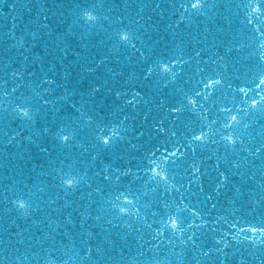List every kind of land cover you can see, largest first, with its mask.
Wrapping results in <instances>:
<instances>
[{"label": "water", "instance_id": "95a60500", "mask_svg": "<svg viewBox=\"0 0 264 264\" xmlns=\"http://www.w3.org/2000/svg\"><path fill=\"white\" fill-rule=\"evenodd\" d=\"M191 2H0V101L23 96L33 117L0 102V264L264 262V243L245 239L264 226V102L249 107L264 72V14L249 24V0L181 7ZM83 9L98 19L85 23ZM119 30L131 33L127 45L116 44ZM209 79L220 83L206 89ZM232 115L238 122L226 129ZM62 127L74 133L67 146L55 138ZM201 132L204 143L192 139ZM229 132L235 147L221 140ZM105 134L108 147L95 139ZM153 168L166 179H152ZM64 174L75 188L60 186ZM17 197L29 202L26 214Z\"/></svg>", "mask_w": 264, "mask_h": 264}, {"label": "snow or ice", "instance_id": "6c2138e0", "mask_svg": "<svg viewBox=\"0 0 264 264\" xmlns=\"http://www.w3.org/2000/svg\"><path fill=\"white\" fill-rule=\"evenodd\" d=\"M0 2H2V0H0ZM190 6L191 9L193 10H198L202 7L201 4V0H192V2L190 3V5H181L182 8H185L187 10V7ZM9 7H15V5H9ZM246 7L250 8V13H249V20L248 23L251 24L252 23V16L254 14L260 13V14H264V3L261 2V0H256V3L253 4L251 2V0H249V3L246 5ZM257 19H259V16H256ZM80 19L84 20L85 23L88 22H94L98 19V17L96 15H93L92 12L88 9H83L81 12V16ZM260 29L257 28V32H259ZM262 35H264V33H262ZM115 37H116V44L117 45H127L131 39V33H129L127 30H119L115 33ZM133 47H135V45H132ZM259 52H258V59L260 61L261 64H264V39H260L257 45ZM161 70L164 72H167L169 70L168 65L167 64H163L161 65ZM86 71H93L92 68H87ZM151 69L148 70V73L151 74ZM13 75L15 76L16 74L13 73ZM42 83H52V81L50 80H42ZM220 83V80H213V79H209L207 81V83L204 84V88L209 89V88H213L214 86L218 85ZM255 83V89H257L258 91H256V96H259V100L253 98L251 104L249 105L250 108L255 109L258 104H260L261 102H264V96L260 95V91L259 90H264V72H261L254 80ZM4 96L7 97L9 95L7 88H5L4 90ZM17 88L13 87L12 92H16ZM93 91H99L98 88L93 89ZM239 92L244 93L245 95H247V92L245 90V88L241 87L238 89ZM33 93L35 95V97L43 99L44 103L47 104L49 103V101L45 100L41 93L39 91H36L35 89H33ZM211 93H209L210 95ZM196 96H200L201 93L200 92H196L195 93ZM205 99H207V96H205ZM2 103L7 104V107L4 108V111L7 112L9 108H11V111L16 115V117L18 119H22V120H31L32 117V112L30 110V101L25 99L23 96L17 98V101L15 104H9L7 103V100L5 99L4 101H0ZM129 104L132 103L131 100L128 101ZM187 103L189 105H192L193 107L196 106V100L194 98H189L187 100ZM73 107L75 108V105H73ZM180 109L176 108V107H172L171 111L173 113L179 111ZM76 111H79V109L77 108ZM221 111H230L227 109H221ZM85 113H81V116H84ZM237 117L235 115H232L230 118V122L226 121L224 124V127L226 129H230L234 126V123H237ZM100 132L103 133L104 129H100ZM113 135H115V129H113ZM73 136L74 133H72L71 131H68L66 128H60L57 133H56V140L61 143L62 145H69L71 144L72 140H73ZM96 141L98 144L103 145L104 147H108L111 143H112V139L113 137H109L106 134L101 136V135H97L95 137ZM192 139L194 141H199L201 143H204L207 139H208V134L201 132L200 135H193ZM221 140H223L225 142V146H231V147H235L237 141L239 140V137H235L233 136L232 133H227L225 135L221 136ZM11 142V139H10ZM213 143H218V141L213 140ZM261 149H264V145H261L260 148L256 149V153H259L261 151ZM42 151H44L45 149H41ZM193 151H195V149H193ZM252 154V153H250ZM169 155L171 156H175L176 153L172 152ZM93 160L96 159L95 156L92 157ZM150 163H155V161H150ZM232 166L234 168H239V163L237 162H233ZM199 169H195V172H198ZM153 175H152V179H155L157 176H160L161 179H166V177L162 176L160 172H157L155 168L152 169ZM98 175H103V179L104 180H109L110 179V175L108 174V170L104 169L102 173H98ZM221 175L223 176L224 174L221 173ZM117 179H119V177H117ZM59 181H60V186L64 187L66 190H71L73 188H75L77 186V181L76 179L73 178H69L67 174H64L62 176L59 177ZM221 184H217V188L221 187ZM202 190V189H201ZM209 200L212 199L211 196L208 197ZM12 203L18 208V210H22L25 212H27V209L30 207V204L28 201L24 200L21 197H17L15 200L12 201ZM125 204L131 205L132 201L128 200L127 198H125L124 201ZM114 208L117 207L116 204L112 205ZM213 207H215V205H213ZM119 213L120 214H126V209L124 207H119ZM153 215H155V213H153ZM169 220H170V227L173 231L178 229V222L177 219L169 216ZM108 223H111V221L109 220ZM165 227H169V225H165ZM189 227H192V225H189ZM196 227H200V225H196ZM181 232L184 231V229H179ZM243 231V230H242ZM248 232L252 233L251 236L246 235L245 239L246 240H251L253 244L257 243V241H259L260 243H264V226L261 227H256V226H252L248 229ZM160 235H162L163 233H159ZM259 234V235H257ZM189 240H192L193 237L189 236L188 237ZM217 244L220 243V241H216ZM225 247H227V245H225ZM217 251H223L222 249H217ZM203 255L207 256L208 252H204ZM46 264H54V261L52 260H48L46 261ZM222 264V262H221ZM240 264H244V261H241ZM262 264H264V262H262Z\"/></svg>", "mask_w": 264, "mask_h": 264}]
</instances>
